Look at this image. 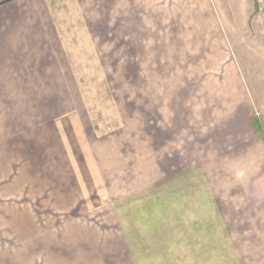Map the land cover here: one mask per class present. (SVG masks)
Instances as JSON below:
<instances>
[{
  "label": "rangeland",
  "instance_id": "1",
  "mask_svg": "<svg viewBox=\"0 0 264 264\" xmlns=\"http://www.w3.org/2000/svg\"><path fill=\"white\" fill-rule=\"evenodd\" d=\"M257 4L258 0H222L215 8L221 19L219 25L210 21L204 31L179 27L180 32L173 34L172 53L168 54L172 60L168 66L167 96L157 94L151 80L154 72L164 71L166 64L154 67L153 63L145 65V60H139L136 66L142 69L136 70L135 75L130 67L137 55L126 54L125 59L120 56L119 69L78 71L81 86L77 102L80 110L89 113L84 124L90 127L93 123L99 144L110 146L109 158L106 159L105 149L102 157L109 171V183L104 175V188L109 187L110 196L100 198L101 190L97 192L95 184L91 198L79 197L77 209L64 212L61 209L67 203L61 204V199H39L35 196L36 188L22 186L25 168L16 165L20 161H13L12 178L5 182L6 176L0 175V212L6 206L11 213L28 211L26 220L31 223L26 235L30 239L22 245L23 225L18 222L11 231L5 215L0 213V256L7 259L5 264H183L168 262L173 259L172 254L182 253L172 249L167 252L162 246L173 237L166 218L181 217L180 202L187 206L183 212L188 221L193 217L191 212H208L211 206L216 207L218 221L221 217L229 219V211L237 207L249 205L253 213L264 207V199H236L237 194L231 192L224 168L221 173L217 167L222 149L217 147V107L199 109L204 106L200 99L207 93L206 85L217 78V59L221 57L228 58L221 66H228L231 60L238 63L251 90L258 89L259 95L264 96V23ZM221 37L228 44L227 49ZM183 50L187 53L182 54ZM158 57L160 62L162 56ZM77 102L0 103V141L23 133L28 135L24 140L34 138L44 145L51 139L58 142L56 134L46 137L48 131H55V127L48 125L62 117L57 127L70 128V112ZM256 108L257 116L261 117V109L258 105ZM167 127L171 131L165 134ZM16 144L20 148L21 140ZM198 149L200 166L189 163L187 158ZM158 179L169 182L166 187L169 197L163 201L166 204L169 200L168 206L174 210L167 215V208L161 212L150 208L137 221L136 205L126 200L130 196H124H133L139 182L143 190ZM120 201L122 210L117 206ZM177 222L178 219L174 224ZM221 224L217 227V263L213 264H247L240 261L235 255L236 248L230 246V235L244 231L239 227L229 230L228 225ZM34 235L38 236L32 238ZM259 251L263 254L262 248Z\"/></svg>",
  "mask_w": 264,
  "mask_h": 264
},
{
  "label": "crops",
  "instance_id": "2",
  "mask_svg": "<svg viewBox=\"0 0 264 264\" xmlns=\"http://www.w3.org/2000/svg\"><path fill=\"white\" fill-rule=\"evenodd\" d=\"M221 1L0 0V103L77 102L81 86L78 71L119 69L120 56L125 59L126 54L138 56L134 57L135 62L130 67L135 75L136 70L142 69L136 66L139 60H145V65L153 63L154 67L166 64L164 71L154 72L151 80L156 93L167 96L170 85L168 66L172 60L168 54L172 53L173 34L179 33V27L183 25L193 31L206 30L210 21L219 25L221 19H218L215 8ZM222 41L228 48L223 38ZM184 53L187 51L183 50ZM158 56H162L160 62ZM226 59H217V78L209 79L207 93L200 99L204 106L199 109L217 107V147H222L217 167L221 173L224 168L225 176L230 179L231 192L237 194L236 199L249 197L262 200L264 96L259 95L258 89L251 90V84L245 81L241 68L234 60L228 62V66H221ZM255 105L261 109V117L257 116ZM70 113V128L63 125L57 127L56 124L62 120L60 116L48 125L55 127V131H48L46 137L56 134L59 137L56 143L52 139L46 145L35 142L34 138L24 140L28 135L23 133L0 141V152H3L0 153V175L6 176L5 182L15 173L13 161H20L16 165L25 168L21 185L36 188V198L61 199V204L67 203L66 208L61 209L64 212L75 209L79 197L91 198L95 184L97 192L101 190L100 198L110 196L109 187L106 185L104 188V175L109 183V171L102 159L103 149L106 159L109 158L107 152L110 146L103 142L99 144L98 136L95 137L97 129L93 128L92 122L90 127L85 126L84 119L89 113L80 110L78 102ZM59 129L63 130L58 132ZM170 131L167 127L165 134ZM20 140L18 148L16 143ZM200 154L198 149L196 154L187 157L188 162L200 166ZM168 184L158 179L141 190L139 182L137 193L124 196H130L126 200L136 205L137 221H141L150 208L157 212L167 208L166 214H171L174 208L168 206L169 200L166 204L163 201L164 197H169L166 191ZM120 203L122 201L117 206L122 210ZM158 206L163 207L156 209ZM185 208L186 204L180 202L181 217L166 218L173 237L162 246L167 248V252L172 249L182 253L172 254L173 259L167 258L168 262L217 263V227L219 229L224 222L229 230L239 227L244 231L240 235H230V246L236 248L235 255L240 261L264 264V207H259L255 213L249 205L237 207L229 211V219L221 217L219 221L216 207H209L208 212H191L193 217L190 221L185 218ZM0 213L5 215L11 231L12 228L15 230V224L19 225L18 222L23 225L21 229L25 230V237L21 238L22 245L30 239V235H26L31 223L26 220L28 211L22 209L21 212L11 213L6 206ZM176 219L178 222L174 224ZM122 222L120 215L119 224L122 225ZM135 230L133 223L132 233L136 239ZM152 230L149 229L151 234ZM260 248L263 254H260ZM6 262L7 259L0 256V263Z\"/></svg>",
  "mask_w": 264,
  "mask_h": 264
},
{
  "label": "built area",
  "instance_id": "3",
  "mask_svg": "<svg viewBox=\"0 0 264 264\" xmlns=\"http://www.w3.org/2000/svg\"><path fill=\"white\" fill-rule=\"evenodd\" d=\"M257 10L260 15V18L262 19L264 23V0H258Z\"/></svg>",
  "mask_w": 264,
  "mask_h": 264
}]
</instances>
